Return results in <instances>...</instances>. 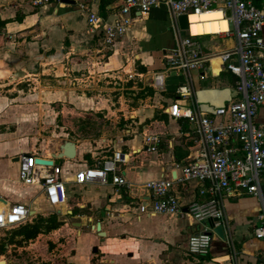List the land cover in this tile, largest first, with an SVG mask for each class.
I'll use <instances>...</instances> for the list:
<instances>
[{"label": "crops", "instance_id": "obj_1", "mask_svg": "<svg viewBox=\"0 0 264 264\" xmlns=\"http://www.w3.org/2000/svg\"><path fill=\"white\" fill-rule=\"evenodd\" d=\"M121 3L122 0H75L74 4L47 0L34 5L33 0H0V18L7 20L0 29V125L5 123L2 120L5 112L17 113L18 108L24 107L27 102L53 104V117L66 116L67 112L78 113L79 107L90 115L98 116L102 109L99 100L65 93L61 88L60 84L68 80L73 71H103L107 72L105 75L110 72L113 75L120 70L140 73L150 77L152 88L173 93L170 97L164 92V95L155 92L144 105L135 108L133 115H129L135 126H127L113 139L104 136L105 130L101 131L99 140L105 143L104 146L111 143L112 153H122L124 161L117 163V174L126 178L127 185L112 184L110 176L107 184L98 181L77 184L71 180L66 183L67 202L55 208L60 215L68 214L79 219L72 224L87 237V244H80L70 257L71 263L264 264V240L252 234L260 211V202L256 197L222 198L224 216L218 222L223 227L225 239L215 236L220 242L214 244L215 251L210 249L207 256H193L187 252V238L198 228L189 214L140 212L139 204L147 200L149 194L144 183L179 173L181 166L191 160V152L204 146L197 123L185 117L169 116L165 112L167 107L178 102L194 113L205 112L213 117L210 108L226 104L229 98L234 99L238 95L235 89L237 78L228 71L218 69L219 59L213 60L205 70L165 72L162 54L169 53L187 34L181 36L184 30L179 29L171 12L163 5L138 15L125 34L104 51L96 39L91 38L93 33L90 32L87 13L97 12L111 23ZM101 5H104V10H101ZM262 35L264 38V28ZM198 39L207 52L226 49L236 41L234 37L215 35H202ZM136 62L144 70L136 73ZM50 72L54 73L56 84L48 82L49 86L39 91L35 86L32 90L24 89L35 81L39 83V77ZM154 73L163 75L161 86H153ZM65 74L66 77L60 76ZM173 79L175 83L171 84ZM180 87H185L189 94L181 96ZM59 104L65 105L56 110ZM23 116L31 118L28 114ZM257 121L264 122V107L259 109ZM145 135L159 138L156 150L148 149ZM68 140L75 143L76 153L72 159L59 158L58 166L64 177L72 178L77 171L95 166L112 155L89 164L85 156L91 155L92 159L96 156L101 147L99 141ZM22 151L35 152L45 158L56 151L37 152L34 147L14 149L11 142L0 139V198L9 204L20 202L27 205L30 211H35L46 200L39 184H25L18 178V163L13 158ZM261 185L264 191V171ZM200 189V182L191 179L176 183L173 192L180 203L186 205L206 200L207 196L201 195ZM98 221L105 232L103 238L96 232ZM206 222L209 226L210 221ZM101 243L103 249L99 245ZM94 246L97 247L96 252L92 251ZM100 248L104 255L93 261L92 253H97ZM0 264L6 263L0 261Z\"/></svg>", "mask_w": 264, "mask_h": 264}, {"label": "built area", "instance_id": "obj_2", "mask_svg": "<svg viewBox=\"0 0 264 264\" xmlns=\"http://www.w3.org/2000/svg\"><path fill=\"white\" fill-rule=\"evenodd\" d=\"M42 1L47 0H33V4L38 5ZM158 5L165 6L174 19L185 14L188 24L191 14L211 9H218L222 13L228 29L214 35L234 37V45L207 52L196 37L202 35L188 34L169 53L162 54L161 61L165 72H170L205 70L213 58H218V69L236 76L235 89L238 95L234 99L229 98L226 104L210 108L213 117L207 116L205 112L194 113L178 102L167 107L165 112L169 116L185 117L197 123L204 146L191 152V160L181 166L179 173L160 176L144 183L149 194L148 199L139 204L140 212L189 214L198 228L187 238V252L193 256H207L212 240L217 236L213 227L224 216L222 198L253 196L260 202V211L252 234L264 240V191L261 185L264 171V122L257 121L258 111L264 107V0H122L111 23L97 12L87 13V22L93 33L91 38L96 39L107 51L125 34L138 15H144ZM126 73L132 75L131 72ZM163 83V75L154 73L153 86L158 87ZM179 89L181 96L189 94L185 87ZM145 141L149 145L148 149L154 151L160 140L157 136L145 135ZM18 157L19 180L25 184H39L46 202L54 207L67 202L68 180L77 184L91 181L107 184L110 176L112 184L127 185L126 178L117 174V163L124 161L119 151L95 166L77 171L72 178L62 176L58 164L35 162L36 157L53 159L51 156L45 158L35 152L22 151ZM191 179L200 182V194L207 196L206 200L182 205L173 187L176 183ZM29 218L30 209L27 205L20 202L9 204L0 199V228L25 224ZM206 221H210V225L201 227V223Z\"/></svg>", "mask_w": 264, "mask_h": 264}, {"label": "rangeland", "instance_id": "obj_3", "mask_svg": "<svg viewBox=\"0 0 264 264\" xmlns=\"http://www.w3.org/2000/svg\"><path fill=\"white\" fill-rule=\"evenodd\" d=\"M185 34L188 35L189 32L184 30L181 36ZM141 70L144 68L136 62L135 72ZM105 73L107 72L73 71L71 75H68L69 79L60 84L65 93L69 92L72 95L84 98L93 97L99 100L102 109L98 116L90 115L83 107H79L78 113L67 112L66 116L54 115L53 117V104L49 106L47 102L43 104L23 102L25 103L24 107H19L17 113L7 111L2 116L5 123L0 125V139L11 142L14 149L34 147L37 152L45 151L46 153L51 150L57 151L63 140L69 138L96 139L101 147L93 159L91 155L85 156L87 162L93 164L98 161L97 159L111 155L113 151L111 143L104 146L105 143L99 140L101 131L105 130L106 135L104 136L113 139L117 132L123 133L127 126H135L129 115H133L132 112L135 108L144 105L150 96L155 95V92L157 95L165 93L170 97H173V93L171 91L161 92L159 88H152L149 85L150 77L140 73L134 74L133 72L131 76L121 70L113 75L111 72L108 75ZM86 75H88V79H86ZM60 76L66 77L67 75ZM53 79H55L53 72L45 73L39 77V83L35 81L24 89L32 90V87L35 86L36 91H39L44 86H49L48 82L54 84ZM172 83H175L174 79L171 81ZM64 105L59 104V108L55 107V109H61ZM24 114H28L31 118H25ZM157 115L160 114L157 113ZM13 175L15 176V174ZM84 211L81 210V212ZM53 219L57 221L56 228L48 229ZM73 221L78 222L79 219L68 214L60 215L55 207L44 201L38 210L30 215L25 224L0 228V261H5L6 264H73L70 257L75 253L77 247L80 244H87V237L80 234V229L72 224ZM36 223L39 225L37 235L26 238L24 232L31 229V226ZM205 225L207 226L208 222L201 223V227ZM218 242L220 239L214 237L211 251H215L214 244ZM99 245L102 246V249L104 248L102 243ZM226 250L228 249L226 248ZM101 251L100 248L97 253H92L93 261L104 255Z\"/></svg>", "mask_w": 264, "mask_h": 264}, {"label": "water", "instance_id": "obj_4", "mask_svg": "<svg viewBox=\"0 0 264 264\" xmlns=\"http://www.w3.org/2000/svg\"><path fill=\"white\" fill-rule=\"evenodd\" d=\"M62 3H69V4H74L75 0H59ZM227 15H229V11L227 12ZM176 23L178 24V27L180 30H187L188 29V22H187V17L185 14H181L178 15L176 18ZM75 143L71 140H63V142L59 145V148L56 152H53L51 154V157L53 159H42L39 157L35 158V162L39 163V164H46V165H52L54 164H58L59 163V158H68V159H72L75 157ZM19 157L16 156L13 158L14 162H18ZM1 199V198H0ZM34 211H30V215L33 214ZM99 213V212H98ZM214 220H217L216 218H214ZM96 228V232L98 234V236H100L101 238H103V236L105 235V232L101 230V223L100 221H98L95 225ZM213 231L217 234V236L219 238H221L222 240L225 239V234H224V230L223 227L220 223H218L216 226L213 227ZM210 233V232H207ZM93 252L97 251V247L94 246L92 249Z\"/></svg>", "mask_w": 264, "mask_h": 264}, {"label": "bare ground", "instance_id": "obj_5", "mask_svg": "<svg viewBox=\"0 0 264 264\" xmlns=\"http://www.w3.org/2000/svg\"><path fill=\"white\" fill-rule=\"evenodd\" d=\"M187 31L191 35H214L228 29L227 20L218 9L203 11L199 14H191L188 18ZM218 58H213L216 60Z\"/></svg>", "mask_w": 264, "mask_h": 264}, {"label": "trees", "instance_id": "obj_6", "mask_svg": "<svg viewBox=\"0 0 264 264\" xmlns=\"http://www.w3.org/2000/svg\"><path fill=\"white\" fill-rule=\"evenodd\" d=\"M101 10H104V5H101ZM7 22V20H3L0 18V28L4 26V24ZM199 37V36H196ZM51 226H49L48 229H54L56 228L57 221L56 219L51 220ZM39 229V225L36 223L35 225L31 226V229L24 232V235L26 238H32L37 235Z\"/></svg>", "mask_w": 264, "mask_h": 264}]
</instances>
